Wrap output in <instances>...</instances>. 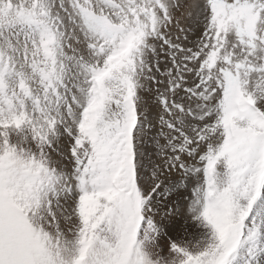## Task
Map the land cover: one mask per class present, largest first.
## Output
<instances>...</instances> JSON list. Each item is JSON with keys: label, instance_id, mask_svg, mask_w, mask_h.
Returning <instances> with one entry per match:
<instances>
[{"label": "snow or ice", "instance_id": "snow-or-ice-1", "mask_svg": "<svg viewBox=\"0 0 264 264\" xmlns=\"http://www.w3.org/2000/svg\"><path fill=\"white\" fill-rule=\"evenodd\" d=\"M0 264H264V0H0Z\"/></svg>", "mask_w": 264, "mask_h": 264}]
</instances>
